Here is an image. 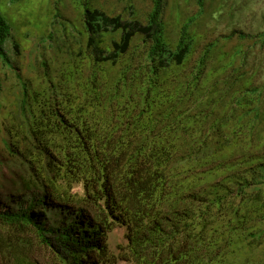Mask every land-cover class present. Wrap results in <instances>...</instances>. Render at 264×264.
Returning a JSON list of instances; mask_svg holds the SVG:
<instances>
[{"label":"trees","instance_id":"16d2710c","mask_svg":"<svg viewBox=\"0 0 264 264\" xmlns=\"http://www.w3.org/2000/svg\"><path fill=\"white\" fill-rule=\"evenodd\" d=\"M149 1L54 16L30 76L0 10V264H264L263 49L172 38Z\"/></svg>","mask_w":264,"mask_h":264},{"label":"rangeland","instance_id":"374dc122","mask_svg":"<svg viewBox=\"0 0 264 264\" xmlns=\"http://www.w3.org/2000/svg\"><path fill=\"white\" fill-rule=\"evenodd\" d=\"M84 1L111 16L121 15L126 19L139 18L142 21L146 20L152 8L149 0H0V10L13 27L12 40L17 41L23 49V55L18 56L12 44H8L9 55L16 64L23 66L26 76L32 74L28 67L38 61L42 47L40 38L52 30L54 16L60 15L79 24ZM165 22L172 38L176 39L182 27L189 23L201 44L231 36L226 50L259 47L263 49V56L260 54L258 59L264 60L263 43L260 41L256 46L252 41L259 42L262 39L260 36L264 35V0H168ZM261 67H264V62ZM9 72L0 60V79H3L0 100L8 105L14 99L8 88L15 80V76ZM8 76L12 78L8 79ZM2 137L0 133V182L11 169L10 156L3 147ZM124 236L125 231L121 229L112 234L110 245L113 250L125 242Z\"/></svg>","mask_w":264,"mask_h":264}]
</instances>
